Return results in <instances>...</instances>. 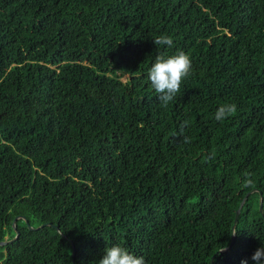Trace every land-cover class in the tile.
I'll list each match as a JSON object with an SVG mask.
<instances>
[{"label": "trees", "instance_id": "1", "mask_svg": "<svg viewBox=\"0 0 264 264\" xmlns=\"http://www.w3.org/2000/svg\"><path fill=\"white\" fill-rule=\"evenodd\" d=\"M178 51L163 107L148 72ZM261 192L264 0H0V241L17 216L64 234L20 218L0 264H256Z\"/></svg>", "mask_w": 264, "mask_h": 264}, {"label": "clouds", "instance_id": "2", "mask_svg": "<svg viewBox=\"0 0 264 264\" xmlns=\"http://www.w3.org/2000/svg\"><path fill=\"white\" fill-rule=\"evenodd\" d=\"M156 45H168L172 46V38L167 35H161L154 39ZM192 69L191 57L184 51H178L174 55L165 56L157 55L155 62L149 69L148 79L151 87L159 94L158 98L163 107H167L170 102L174 100L176 95L180 92L181 85L184 80L189 77ZM237 110L235 104H223L216 113L215 119L222 121L228 116L234 114ZM188 124L187 121L181 125V131ZM190 138L184 137V143H189ZM252 181L247 180V184H251ZM237 231L231 233L232 236L237 235ZM226 250L221 248L219 252ZM251 259L256 264H264V246L256 249ZM98 264H146L145 259L142 256H137L131 253L127 248L122 247L119 244H115L111 247H107L104 250L103 258L99 260ZM241 264H248V261L242 260Z\"/></svg>", "mask_w": 264, "mask_h": 264}, {"label": "water", "instance_id": "3", "mask_svg": "<svg viewBox=\"0 0 264 264\" xmlns=\"http://www.w3.org/2000/svg\"><path fill=\"white\" fill-rule=\"evenodd\" d=\"M256 191H258V190L255 188V189L251 190L250 192H248L247 195H246V197H245V198L243 199V201L241 202V205H240V207H239V209L237 210V213H236L235 222H234V225H233V229H234V230L236 229V225H237V222H238L239 215H240V213H241V209H242V207H243V205H244V203H245L247 197H248L251 193L256 192ZM263 201H264V196H263V194H262V192H261V193H260V211L262 212V214H264ZM20 218L26 220V222L28 223V226H29L30 229H40V228L45 227V226H54L55 228H57V230H59V231L63 234V232L61 231L60 227L54 225V224L51 223V222L44 223V224H42V225H40V226L35 227V226L31 225V224L29 223V221H28L24 216H17V217L15 218V220H14V227H15V231H16V235H15V237H14L13 239L0 241V245H6V244H8V243H10V242H13L14 240H16V239L20 236V231L18 230V228H17V226H16V222H17V220L20 219ZM63 235H64V234H63ZM235 237H236V235L233 236L232 241H231V244H230L227 248H225L226 250H224V251H227L228 249L231 248L232 244H233L234 241H235ZM72 244H73V246H74V250H73V261L75 262L76 248H75V243H74L73 241H72ZM220 250H221V249H220ZM220 250H218L217 253H221V252H219ZM222 252H223V251H222ZM214 259H215V256H213V258H212V264H214Z\"/></svg>", "mask_w": 264, "mask_h": 264}, {"label": "rangeland", "instance_id": "4", "mask_svg": "<svg viewBox=\"0 0 264 264\" xmlns=\"http://www.w3.org/2000/svg\"><path fill=\"white\" fill-rule=\"evenodd\" d=\"M126 79H127V76H124V77H123V80H126Z\"/></svg>", "mask_w": 264, "mask_h": 264}]
</instances>
